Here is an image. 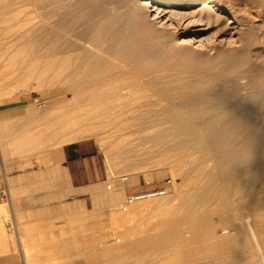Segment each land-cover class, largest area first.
I'll use <instances>...</instances> for the list:
<instances>
[{"label": "rangeland", "instance_id": "rangeland-1", "mask_svg": "<svg viewBox=\"0 0 264 264\" xmlns=\"http://www.w3.org/2000/svg\"><path fill=\"white\" fill-rule=\"evenodd\" d=\"M182 45H216L238 66L200 83ZM79 66L102 82L81 84ZM4 101L1 153L17 170L86 139L108 170L64 200V256L24 264H264V0H0ZM6 218L13 235L7 204Z\"/></svg>", "mask_w": 264, "mask_h": 264}, {"label": "crops", "instance_id": "crops-1", "mask_svg": "<svg viewBox=\"0 0 264 264\" xmlns=\"http://www.w3.org/2000/svg\"><path fill=\"white\" fill-rule=\"evenodd\" d=\"M13 103H0V120L10 116ZM107 176L105 160L91 139L65 144L36 169L17 170L16 162H5L0 151V187L6 178L10 191L9 201L0 194V264H24L22 256H64V200L70 205Z\"/></svg>", "mask_w": 264, "mask_h": 264}, {"label": "bare ground", "instance_id": "bare-ground-1", "mask_svg": "<svg viewBox=\"0 0 264 264\" xmlns=\"http://www.w3.org/2000/svg\"><path fill=\"white\" fill-rule=\"evenodd\" d=\"M169 1H170V4L177 6V5H180L184 1H187V0H169ZM166 4H168V3H166ZM205 13L207 15L206 16L207 23H209V24H213L214 22H218V21L221 22L222 21L221 17L215 16V14L210 9H206ZM175 15H179L180 18H184L186 16L185 13H179V14H175ZM181 47L183 48L182 51H179L174 55L177 58H183L184 61H191V62H195L198 64L195 67V70L192 72L191 76L194 77L200 83L205 82V81H207V82L211 81L212 83H217L220 80H223V78L230 77L232 75V71L238 66L237 65V59L238 58L236 57V55L229 56L225 60L222 61V59H220L221 58L220 57L221 56L220 47H218L216 45H206L204 48L197 49V50H191L186 45H182ZM207 61H211L212 64L209 65V63H207ZM74 77L78 78V80H79V82H81V84L84 83V84H88V85L98 84V83H101L103 80L101 77H97L95 75H92L89 67L83 68L81 66H79V68H77V70L75 71ZM237 77H238V75L233 76V79H237ZM131 93H132V91H130V89L127 86H123V87L119 88V90L117 91L118 95H122L124 97H127ZM107 94H109V91L95 90V91L91 92V95H93V96H100V95H107ZM234 108L228 107V108H226V112H230L231 110H234ZM235 109H238L237 105H236ZM189 125L190 124L184 123V122L175 123L173 126V129L175 132H180L184 128H188ZM85 135H90V132L85 133ZM85 135H82V137ZM108 188H111V186ZM152 192H153V190L145 192L143 195H141L142 199L136 201L135 204H137L139 202L146 201V200H152L153 198L161 197V196H159V197H148V195L154 194ZM147 193H150V194H147ZM132 205H134V204H132ZM132 205H129V206H132ZM122 210H123V212H127V213L129 212V208L125 207V206L122 208ZM136 228H138V227H136ZM139 230H140V228H139Z\"/></svg>", "mask_w": 264, "mask_h": 264}, {"label": "built area", "instance_id": "built-area-1", "mask_svg": "<svg viewBox=\"0 0 264 264\" xmlns=\"http://www.w3.org/2000/svg\"><path fill=\"white\" fill-rule=\"evenodd\" d=\"M121 179L122 180H127V177L124 176ZM108 187H110V185H108ZM144 193H137V194H133V195L127 197L126 201L124 202V205L125 206L132 205L136 201L142 199L141 195H143ZM152 193H154V194L148 195V197L164 196V195L167 194V189L166 188L156 189V190H153ZM0 194H1V197L4 198L6 201L10 200V192H9V187H8V183H7L6 178L4 179V181H3V183H2V185L0 187ZM147 194H150V193H147Z\"/></svg>", "mask_w": 264, "mask_h": 264}]
</instances>
